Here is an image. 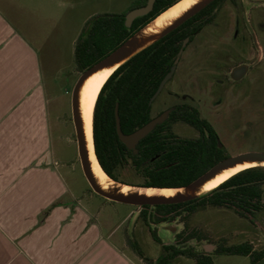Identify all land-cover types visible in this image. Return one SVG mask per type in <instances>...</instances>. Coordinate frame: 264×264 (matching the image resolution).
Listing matches in <instances>:
<instances>
[{"label": "crops", "instance_id": "obj_1", "mask_svg": "<svg viewBox=\"0 0 264 264\" xmlns=\"http://www.w3.org/2000/svg\"><path fill=\"white\" fill-rule=\"evenodd\" d=\"M30 6L0 0V264H158L161 252L141 246L153 236L138 207L123 212L86 188L85 202L64 171L62 146L76 143L51 105L70 83L52 19ZM129 239L142 242L144 256Z\"/></svg>", "mask_w": 264, "mask_h": 264}, {"label": "trees", "instance_id": "obj_2", "mask_svg": "<svg viewBox=\"0 0 264 264\" xmlns=\"http://www.w3.org/2000/svg\"><path fill=\"white\" fill-rule=\"evenodd\" d=\"M178 1L156 0L153 10L148 15L137 18L130 29L125 25L126 14L146 5L148 0L133 1L122 14H102L93 18L88 31L79 36L75 45L77 70L82 73L99 62L142 26ZM228 1L234 4L238 2L215 0L179 28L131 58L108 79L95 106L93 133L97 157L109 176L122 181L119 174L130 167L142 179L137 186L178 188L191 183L230 156L217 130L193 105H178L165 123L140 141L137 154L120 140L115 114L118 105L121 127L126 134L147 124L153 118L152 97L171 71L184 41L190 37L191 43ZM179 122L194 127L199 136L190 138L177 135L174 124ZM122 182L134 185L124 180ZM209 207L230 209L240 217L249 219L264 211V166L243 170L210 193L192 201L159 205L154 213L150 212V206H143L140 218L150 228L154 240L162 245L158 264H173L180 256L192 258L196 264H214L212 254L192 246L165 244L159 237L158 229L152 227V223L175 218L180 211H187L190 215ZM195 237L202 238L198 229L188 233L186 239ZM128 242L135 252L144 256L138 243L131 239ZM215 253L247 256L253 264L264 257V248L255 249L250 241L241 244L221 242L217 244Z\"/></svg>", "mask_w": 264, "mask_h": 264}, {"label": "rangeland", "instance_id": "obj_3", "mask_svg": "<svg viewBox=\"0 0 264 264\" xmlns=\"http://www.w3.org/2000/svg\"><path fill=\"white\" fill-rule=\"evenodd\" d=\"M133 1L135 0H21L24 5L30 4L39 13L45 14L48 20L52 19L50 29L52 26L53 30L50 36L55 37L59 43L61 77L64 84L70 83L66 98L61 97L64 91H54L57 97L51 106L55 115L59 109L71 113L70 93L81 74L75 62L74 39L87 31L90 21L96 16L122 14ZM222 9L224 11L218 12L213 21L187 45L174 76L154 101L152 115L156 117L161 111L180 103L183 95L191 94L197 101L193 105L215 126L230 156L248 151H264V0H238L237 4L228 1ZM237 17H240L241 33L235 39ZM243 36L245 40L241 39ZM216 42L219 46L217 50H221L219 56L223 49L230 48L229 55L233 62L249 58L246 61L251 62L252 69L242 81L223 85L212 81L215 75L208 72L224 62L218 55H211L210 45ZM224 53L228 55L227 52ZM207 87L216 89L207 91ZM174 126L181 137L199 136L198 131L188 124L177 123ZM72 139L75 141L74 135ZM60 158L67 164L68 168L64 171L67 172L75 192L86 202L83 191L85 188L92 191V188L83 173L81 163L76 161V144L63 145ZM71 168L75 172H71ZM119 177L136 186L142 180L130 167L123 170ZM97 196L102 201H107ZM111 203L122 207L123 212L136 208ZM107 212L108 209L103 214ZM150 212L154 213V209ZM153 224L152 227L158 229L159 237L167 244L192 246L201 250L203 243L241 244L250 241L255 249L264 248V211L249 219L240 217L230 209L209 207L190 215L187 211H180L173 219ZM145 226L151 233L150 228L146 224ZM195 229H198L202 238L187 240L188 233ZM137 236L141 237L138 231ZM145 238L143 244H140L148 254L159 251L162 254V245L149 235ZM207 254L213 255L214 264H251V259L247 256L216 254L215 250ZM173 264H196V261L181 256Z\"/></svg>", "mask_w": 264, "mask_h": 264}, {"label": "water", "instance_id": "obj_4", "mask_svg": "<svg viewBox=\"0 0 264 264\" xmlns=\"http://www.w3.org/2000/svg\"><path fill=\"white\" fill-rule=\"evenodd\" d=\"M155 1L156 0H148L146 5L130 10L125 17L126 27L130 29L137 18L148 15L153 10ZM214 1L215 0H197L189 8L184 10L175 18L166 21L162 24H158L157 19L165 11H167L169 8H171L172 6L178 3L176 2L175 4L167 8L165 11H163L161 14H159L157 17H155L147 24L142 26L128 39H126L122 44H120L116 49H114L111 53H109L106 57H104L99 62L89 67L80 74L72 90V99H71L72 115H73V123L76 132V138H77L78 156L81 162L83 173L94 193L104 197L108 201L136 206L138 207V214H139L141 213L143 206H150L151 209H155L159 205L179 204V203L198 199L214 190V189L211 191L205 190L206 186L211 181H213L214 179H216L218 176L222 175L226 171L237 168L241 165L256 164L252 167L264 166V151H248V152L240 153L238 155L229 156L219 161L208 171H206L204 174H202L201 176H199L198 178H196L194 181H192L187 185L178 188L166 187L176 190V192L172 195L149 194L147 192L142 191V189L156 188V187H142V186L127 184L125 182L112 178L106 172L105 173L107 174L109 179L106 182H102V180L95 174L93 170V165L90 157L89 142L87 139L85 122L81 109L82 90L87 80L96 73H99L106 69L114 68L115 71L118 70V68H120L131 58H133L134 56H136L146 48L150 47L151 45L155 44L156 42L160 41L163 37L167 36L172 31L179 28L189 19H191L192 17L200 13L202 10L207 8ZM89 27L90 24L88 26V29ZM190 39L191 38L188 37L184 41L183 46L177 56L174 65L172 66L171 71L162 80L157 92L152 97L151 102H154L157 99V97L161 94L166 84L174 76L178 64L183 55V52L185 51V48L190 42ZM246 70H247L246 65L237 68V71H240L241 73L245 72ZM176 109L177 106H173L162 112L160 115L152 118L147 124L137 129L136 131L130 134H126L123 132L121 127L119 106L117 105L115 114H116V122H117V132L120 140L128 147V149L133 150L134 154H137L138 153L137 145L140 143V141L145 139L159 125H161L163 122L168 120L171 113ZM93 121H94V116H93ZM126 187H130V189L125 190ZM159 189H163V188H159ZM216 248H217V244L215 245L211 244L205 249L202 248L201 250L200 249L198 250L203 252H213L214 250H216ZM253 264H264V257Z\"/></svg>", "mask_w": 264, "mask_h": 264}, {"label": "bare ground", "instance_id": "obj_5", "mask_svg": "<svg viewBox=\"0 0 264 264\" xmlns=\"http://www.w3.org/2000/svg\"><path fill=\"white\" fill-rule=\"evenodd\" d=\"M196 1L197 0L179 1L177 4H175L174 6L169 8L167 11H165L157 19V23L162 24L166 21H169L175 18L180 13H182L184 10L189 8ZM114 71H115L114 68L106 69V70H103L91 76L83 87L82 97H81V109H82V114H83V118L85 122L87 139L89 142L91 162H92L93 170L95 174L102 180V182H106L109 179V177L107 176L105 171L102 169L97 159L96 153H95V143H94V134H93V116H94V110H95L98 96L100 92L102 91L104 85L108 81V79L114 73ZM254 165L256 164L241 165L237 168L226 171L225 173H223L222 175L218 176L216 179L211 181L206 186L205 190L211 191L219 187L222 183H224L226 180H228L232 176ZM128 189H130V187L125 188V190H128ZM142 191L147 192L149 194H165V195H172L176 192L175 189H171V188H163V189L147 188V189H142Z\"/></svg>", "mask_w": 264, "mask_h": 264}, {"label": "flooded vegetation", "instance_id": "obj_6", "mask_svg": "<svg viewBox=\"0 0 264 264\" xmlns=\"http://www.w3.org/2000/svg\"><path fill=\"white\" fill-rule=\"evenodd\" d=\"M221 12L224 11V9H221L220 10ZM219 11V12H220ZM227 11V10H225ZM220 12V13H221ZM223 14V13H222ZM238 21H237V24H236V36H235V39H237L238 37H240V33L241 31L239 30V20H240V17H237ZM245 25V24H244ZM242 40H245V37L243 36V38L241 37ZM245 42V41H244ZM217 48H219L217 42L210 45V49H211V55H218V53L221 51V50H217ZM216 49V50H215ZM224 50V51H223ZM223 53H220L222 55H218L219 57L222 58L221 61H224L223 64H219L217 67H213L210 69V71L208 72L209 74L211 75H215L213 76V79L212 81L214 83H219L221 85L223 84H228V83H237L239 81H242L248 74L249 72L251 71L252 69V64L251 62H248L246 61L247 59L249 58H244L242 60H236L233 62L231 56L229 55L230 53V48L229 49H223ZM224 52H227L228 55H226ZM210 54V53H209ZM251 59V58H250ZM243 65H246L247 66V70L243 73H241L240 71H237V68H239L240 66H243ZM226 87V86H225ZM218 88V87H217ZM216 89V88H215ZM214 87H207L206 90L207 91H212V90H215ZM69 94V92L67 93ZM66 98V96H65ZM182 100L180 103L174 105V106H177L178 108V105H181V104H190V105H193V103H197L196 101V98L194 96H192L191 94H186V95H183L182 97ZM72 92L70 93V110H71V113L67 112L65 113L64 112V117L66 119V122H67V126L70 128V132L72 135H74V139H75V143L77 145V138H76V132H75V127H74V123H73V115H72ZM220 103V102H219ZM194 106V105H193ZM199 106V105H198ZM216 106V105H215ZM173 107V106H171ZM169 107V108H171ZM196 107V106H195ZM167 108V109H169ZM198 108V107H197ZM166 109V110H167ZM199 109V108H198ZM165 111V110H164ZM164 111H161L164 112ZM161 113H159L158 115H160ZM157 115V116H158ZM154 118V117H153ZM167 121V120H166ZM165 121V122H166ZM163 122V123H165ZM162 123V124H163ZM181 123V122H179ZM177 124V123H176ZM174 124V125H176ZM212 124V123H211ZM213 125V124H212ZM190 126V125H189ZM214 126V125H213ZM175 127V126H174ZM74 129V132H73V129ZM215 128V126H214ZM216 129V128H215ZM174 131H175V128H174ZM176 133V131H175ZM199 133V132H198ZM177 134V133H176ZM179 135V134H177ZM180 136V135H179ZM191 138V137H190ZM196 138V137H195ZM139 145V144H138ZM137 145V147H138ZM77 149H78V145H77ZM78 161L80 162V159H79V156H78ZM81 163V162H80ZM153 224V223H152ZM154 228V227H153ZM186 257V256H184Z\"/></svg>", "mask_w": 264, "mask_h": 264}]
</instances>
